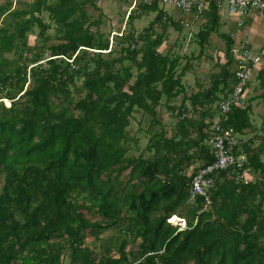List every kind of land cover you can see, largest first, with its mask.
<instances>
[{"label":"trees","instance_id":"obj_1","mask_svg":"<svg viewBox=\"0 0 264 264\" xmlns=\"http://www.w3.org/2000/svg\"><path fill=\"white\" fill-rule=\"evenodd\" d=\"M86 1L0 3V264H65L63 254L68 264H264V138L253 146L260 133L245 135L247 105L220 120L239 134L233 154L247 162L210 173L209 204L190 198L194 174L214 161L211 125L235 82L230 42L211 84L187 95L191 64L159 50L169 17L157 0L139 3L157 12L155 22L116 33L112 44L90 30L99 17L90 19ZM213 5L196 33L201 49L218 18ZM164 105L176 117L169 130L157 116ZM140 111L149 138L132 156L138 138L128 128ZM245 169L254 177L236 179ZM105 230L112 234L102 238Z\"/></svg>","mask_w":264,"mask_h":264},{"label":"rangeland","instance_id":"obj_2","mask_svg":"<svg viewBox=\"0 0 264 264\" xmlns=\"http://www.w3.org/2000/svg\"><path fill=\"white\" fill-rule=\"evenodd\" d=\"M4 1L5 0H0V3H3ZM18 1L19 0H12V6L15 8L18 7ZM20 1L31 2L32 0ZM150 1L151 0H87L85 8L90 19L92 20L99 17V24L97 26H90V30L95 31L96 29H99L107 34L106 36L109 37L110 44L113 43V36H115L116 33H124L129 29H134L136 33L142 32L152 22H155L156 11L141 10L139 7L142 2ZM94 4L96 5V8L93 6ZM157 5L158 10H162L166 17H169L165 22V41L159 47V50L162 52L170 51L172 55L180 56V67L186 62H190L191 71L186 72L182 77L185 93L187 95L196 92L198 89L207 88L209 84H211L213 75L219 71L218 63L225 62L224 40L219 38L215 32H212L208 38V42L205 44L204 48L201 49L195 38L196 33L202 28L205 22L198 18L193 21L189 20V25L185 26L183 23H180V19L187 15L181 10H178L169 4H164L161 0H157ZM223 7H225V4H223ZM132 10L133 12H137L135 15L136 17L132 19L130 23H126L127 15L131 13ZM43 20L44 22L50 23V27L47 29V34H53L55 32V23L52 21L50 22L47 12H43ZM153 27L156 32H160L162 29V26H160L158 22L154 23ZM37 31L38 27H35V34ZM35 34L32 33L29 35V42L31 44L34 42ZM124 63L129 64L128 61H124ZM231 69H234V65ZM252 94L253 88L249 86V95L254 96ZM180 102L181 95L171 101V103L176 106H178ZM4 103L7 106L10 104L8 99H5ZM185 103L189 108V100H186ZM244 105L249 107V115L252 118L251 122L253 120V127L246 131V136L260 133V135L258 134L259 136L257 139L253 142L254 146L258 144L261 137L264 138V96L262 98H252L251 102L248 99H245ZM143 116L146 117V119H144ZM157 116L161 119L168 130L176 120L172 111H170L165 105L157 109ZM148 118L149 117L141 113V111L134 113V117H131L128 129L132 136L138 138L139 149L136 150L135 148H130L128 152L129 155L138 156L140 149H144L147 144L149 138V135L146 133V129L149 126ZM158 128L159 126L155 124L152 131L155 132ZM146 155H148V153H146ZM261 159L264 161V153L261 155ZM196 167L197 165L194 164L187 168V174L191 173L193 170L195 171ZM249 174L254 177V173L249 171ZM172 223L179 224L178 218H175ZM111 234V230H105L100 236L102 238H107ZM98 245L99 243H93L91 236L86 238V246L89 248H97ZM62 259L65 264H68V257L66 254L62 255Z\"/></svg>","mask_w":264,"mask_h":264},{"label":"built area","instance_id":"obj_3","mask_svg":"<svg viewBox=\"0 0 264 264\" xmlns=\"http://www.w3.org/2000/svg\"><path fill=\"white\" fill-rule=\"evenodd\" d=\"M164 4H169L184 14L191 16L189 20L200 18L206 6L209 3H214L216 7L222 4L227 5V10L238 16L247 14L250 10L256 9L264 15V0H161ZM190 21H181L185 26L189 25ZM235 58L237 59L238 68L235 70V83L232 86L228 95L218 104V117L211 125L212 134L209 139L211 152L214 156L213 163L204 168H200L194 174L191 180L190 198L194 199L197 196L204 197L206 205L209 204V190L213 186V179L210 176L215 170H226L232 165L241 168L245 165L246 155L239 152L236 156L233 154L235 144L237 142V133L232 129L224 128L220 124L221 116L226 115L229 110L235 106L244 105V94L248 81L252 75L254 68L264 60V41L261 48L257 52H251L247 49H232ZM264 135V132H263ZM249 171L243 170L237 174L236 179L248 181ZM184 219L180 220V227L185 228Z\"/></svg>","mask_w":264,"mask_h":264},{"label":"crops","instance_id":"obj_4","mask_svg":"<svg viewBox=\"0 0 264 264\" xmlns=\"http://www.w3.org/2000/svg\"><path fill=\"white\" fill-rule=\"evenodd\" d=\"M213 4L214 3H209L206 6L203 15L200 17L205 23L211 18L214 10ZM216 11L218 18H215V20L213 19V32H215L219 38L224 40L225 53L228 48V42H230L231 50L234 48L247 49L251 52H257L260 50L264 41V15L256 9H252L247 14L238 16L230 13L227 10L226 4L225 7H223L222 4ZM190 18L191 16L188 15L181 17L180 23L182 20L189 21ZM237 68L238 63L234 66V72ZM249 86L253 88L252 95L254 96L249 95ZM263 96L264 60L254 68L244 94L245 99H248L250 102L252 101V98H262ZM251 119L250 116V122ZM251 123L253 124V120Z\"/></svg>","mask_w":264,"mask_h":264},{"label":"clouds","instance_id":"obj_5","mask_svg":"<svg viewBox=\"0 0 264 264\" xmlns=\"http://www.w3.org/2000/svg\"><path fill=\"white\" fill-rule=\"evenodd\" d=\"M180 220H183V219L178 218L179 225H180ZM170 223H172V222H170Z\"/></svg>","mask_w":264,"mask_h":264}]
</instances>
